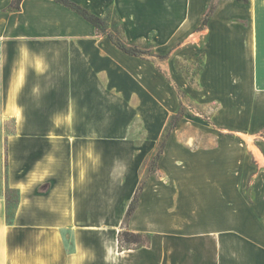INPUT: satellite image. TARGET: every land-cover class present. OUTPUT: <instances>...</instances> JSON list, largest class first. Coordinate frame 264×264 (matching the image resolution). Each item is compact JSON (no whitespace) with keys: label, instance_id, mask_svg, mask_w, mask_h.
Instances as JSON below:
<instances>
[{"label":"crops","instance_id":"crops-1","mask_svg":"<svg viewBox=\"0 0 264 264\" xmlns=\"http://www.w3.org/2000/svg\"><path fill=\"white\" fill-rule=\"evenodd\" d=\"M70 1L100 18L114 9L129 40L135 27L161 42L203 38L198 83L176 84L216 103V141L171 131L126 226L148 240L120 247L145 171L128 123L141 116L155 144L176 101L163 104L162 83L151 91L145 72L138 105L109 97L116 74L132 71L107 34L53 0L18 11L0 0V264H264V0H221L205 25L211 0ZM116 107L122 125L109 131L100 123Z\"/></svg>","mask_w":264,"mask_h":264},{"label":"rangeland","instance_id":"rangeland-1","mask_svg":"<svg viewBox=\"0 0 264 264\" xmlns=\"http://www.w3.org/2000/svg\"><path fill=\"white\" fill-rule=\"evenodd\" d=\"M220 1L221 0L210 1L204 14L201 16V22L205 19L206 12L210 9H212V12L209 14V18L212 16ZM8 10L14 11L9 8ZM196 14L195 12V15ZM242 14H244V12ZM105 18H107L108 21L106 34H109L125 48H136L140 51L137 56H130L129 67L132 71L131 77L123 78L121 75L116 74L115 88L109 91V97H114L116 101H130L131 104L138 105L139 98L143 97L144 94V91H139L138 89L139 76H141L139 73L145 72L147 78L146 83L148 84V88H152L151 91H153L157 82L162 83L163 104L176 101L171 109V106L164 107L163 118H165L166 115L168 116L164 119L162 135L155 144L153 142L154 140L149 137L147 123L141 116H133V119L131 116L132 120L128 123L130 125L129 129H131L132 133L135 135L132 140H134L133 143L137 147L136 156L140 160V167L143 168L144 166L145 168L144 175L138 186H141V191L145 177L155 172L157 161L172 130L177 129L180 132L179 135L181 137H179V139L182 142H186L188 136H190L194 138L197 146H212L215 144L216 135L207 131L214 129L210 121V116L217 108L216 103L203 105L194 102V100L187 95L186 90L176 84L180 83L181 85L187 86L198 83V77L201 74L204 62L202 50L204 39L200 37L193 41L191 37L185 35L183 41L161 42L158 40V36L153 35V30H150L148 35H141L135 27V31H132V28H130V32L126 35V37L131 38V40H129L125 38L124 26L114 9H109ZM125 81L127 84L123 85ZM175 117L177 118V122L173 126H170L169 123ZM122 121L116 107L114 117L109 122L100 124L105 125L106 129L110 131L112 128V130L119 129L122 125ZM2 128L4 133H12L14 130V123L12 121L5 122ZM261 136L264 137V133H262ZM99 140L106 139L102 138ZM55 141L59 144L58 139H55ZM151 144L153 148L150 152ZM249 145L253 150H256L253 144L250 143ZM247 194L251 196L250 190H248ZM11 196L13 197V194H10V197ZM13 201L14 197L11 200V205H13ZM128 220L126 221L124 217L122 221V230L120 231H128L126 228ZM66 238H69L68 233L66 234ZM140 240L141 243H144L148 238L140 235ZM119 245L120 247L137 246L133 244L127 245L123 242Z\"/></svg>","mask_w":264,"mask_h":264},{"label":"trees","instance_id":"trees-1","mask_svg":"<svg viewBox=\"0 0 264 264\" xmlns=\"http://www.w3.org/2000/svg\"><path fill=\"white\" fill-rule=\"evenodd\" d=\"M56 3H59L65 7H67L68 9L72 10L74 13H76L77 15H79L81 18H83L86 22H88L89 24H91L96 32L98 34H106V31L108 29V21L107 18H100L92 13H90L89 11H87L86 9H84L83 7L77 5L76 3L70 1V0H53ZM237 2L245 5V6H249L250 5V1L249 0H236ZM21 3L22 0H11L10 4L8 5V8L14 11H18L20 10L21 7ZM212 9L208 10V12H206L205 14V19L202 20L201 25H205L206 21L209 18V14L212 12ZM245 23V22H242ZM110 41L123 53L129 55V56H137L140 51L136 48H125L122 44H120L117 40H114L109 34H107ZM177 122V118L175 117L170 123V126H173L175 123ZM141 186L138 187L136 189V191L134 192L132 199L129 203L128 209L125 213V220L127 221L132 212L134 211V209L136 208V205L138 203V194L140 192ZM248 189H249V185H248ZM10 194H13L14 197V201L16 202L17 200V194L15 191L13 190H6L5 191V196H6V201L8 202V207H9V202H11L12 200V196L10 197ZM118 241L119 244H121L122 242L129 245V244H133V245H140L141 240H140V235L138 234H133L130 233L128 231H120L118 233Z\"/></svg>","mask_w":264,"mask_h":264},{"label":"bare ground","instance_id":"bare-ground-1","mask_svg":"<svg viewBox=\"0 0 264 264\" xmlns=\"http://www.w3.org/2000/svg\"><path fill=\"white\" fill-rule=\"evenodd\" d=\"M254 153H255L256 156L260 159V161H262L261 155H260L256 150H254Z\"/></svg>","mask_w":264,"mask_h":264}]
</instances>
